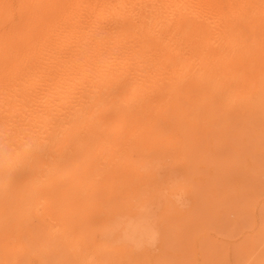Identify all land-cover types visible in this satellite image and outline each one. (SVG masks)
<instances>
[{"label": "bare ground", "instance_id": "bare-ground-1", "mask_svg": "<svg viewBox=\"0 0 264 264\" xmlns=\"http://www.w3.org/2000/svg\"><path fill=\"white\" fill-rule=\"evenodd\" d=\"M113 103L180 107L195 200L236 173L249 199L233 212L264 230V0H0V264H157L155 218L118 209ZM178 198V232L196 221L202 241L210 215ZM98 211L103 244L83 234Z\"/></svg>", "mask_w": 264, "mask_h": 264}, {"label": "rangeland", "instance_id": "rangeland-1", "mask_svg": "<svg viewBox=\"0 0 264 264\" xmlns=\"http://www.w3.org/2000/svg\"><path fill=\"white\" fill-rule=\"evenodd\" d=\"M119 105L113 103L104 106V110L115 109V113L122 117V121L116 126V137L126 146L125 156L128 157L125 158L128 174L122 179L121 188L115 189L114 193L121 197L118 204L121 216L149 215L155 218L161 228V239L152 247L155 252H161L157 264H264V230L253 235L250 221L243 216L245 213H240L239 210L237 214L233 212L234 204H246L245 199L249 197L239 194V190L242 192L244 189V184L238 174H232L228 183L218 185L214 191L207 189L203 196H198L202 202L193 197L194 188L202 195L203 185L193 178L195 169L188 160L190 152L183 148V122L180 115L175 113L183 110L180 107H175L174 110L170 107L163 108L162 103L154 107L148 105L145 111L136 110L132 104ZM104 139L109 146L112 145L111 131L106 129ZM262 139L257 156L258 168L255 171L263 185V195L260 198H264V138ZM178 197L186 199L187 208H194L193 204L197 201L195 209L202 205L206 210L203 213L210 215L211 223L206 229L208 234L202 241L198 240L205 231L196 221H193L194 224L187 232H178L186 225V221L177 214ZM240 214H243L242 217ZM109 217L98 211L82 219L83 234L89 243L103 244L108 231L106 229L113 222ZM237 217H241V220L238 218V224L234 222ZM218 223H222V226H218ZM236 225L238 227L234 228ZM243 229L250 232H243ZM201 250L205 252L203 256L200 254Z\"/></svg>", "mask_w": 264, "mask_h": 264}]
</instances>
